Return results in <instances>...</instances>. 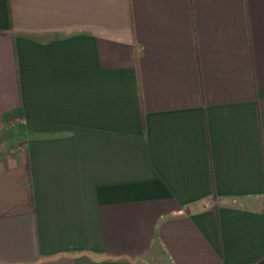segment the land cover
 <instances>
[{"label":"crops","instance_id":"obj_1","mask_svg":"<svg viewBox=\"0 0 264 264\" xmlns=\"http://www.w3.org/2000/svg\"><path fill=\"white\" fill-rule=\"evenodd\" d=\"M0 264H264V0H0Z\"/></svg>","mask_w":264,"mask_h":264},{"label":"trees","instance_id":"obj_2","mask_svg":"<svg viewBox=\"0 0 264 264\" xmlns=\"http://www.w3.org/2000/svg\"><path fill=\"white\" fill-rule=\"evenodd\" d=\"M28 182H30V178H28Z\"/></svg>","mask_w":264,"mask_h":264}]
</instances>
